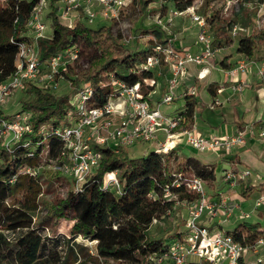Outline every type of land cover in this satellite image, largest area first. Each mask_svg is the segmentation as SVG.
<instances>
[{"label":"trees","instance_id":"obj_1","mask_svg":"<svg viewBox=\"0 0 264 264\" xmlns=\"http://www.w3.org/2000/svg\"><path fill=\"white\" fill-rule=\"evenodd\" d=\"M50 1L51 37L38 40L42 65L45 67L55 54L75 47L78 58L83 55L86 66H80L77 58L61 67L56 79L63 76L69 81L68 92L57 94L55 89L42 88L31 82L24 87L30 97L21 102L18 111L30 115L32 131L25 133L9 149L0 147V264L75 263L83 248L88 249L76 240L78 237L93 243L94 252L90 258L98 260V264H148L149 256L163 254L180 235L166 232L162 237H154L149 231L151 225L156 221L168 222L178 204L194 201L197 197L182 184L173 183L174 172L195 174L207 185H212L216 180L215 166L193 156L176 160L172 150L157 151L152 147L138 157H130L121 146L113 143L100 146L88 141V147L100 155L98 167L77 188L68 189L53 203L45 218L32 222L39 205L40 178L46 167L54 169V165L64 162V140L53 131L69 124L76 93L84 85L90 86L92 94L88 101L94 106H103L115 96L116 80L130 86L139 83L144 99L155 84L154 68L143 66L154 50V42L130 48L120 43L110 24L97 23L96 27H91L75 21L71 27L67 26L59 18L60 3ZM135 1L143 12L147 0ZM163 1L162 19L172 10L183 11L193 4V0ZM38 3L39 0L0 3V84L15 71L18 43L29 40L28 20ZM232 27L231 22L215 24L211 36L213 48L234 44ZM142 30L151 34L156 42L168 40L160 25ZM250 30V33L236 35V53L248 60L255 56L258 42L264 44V24L257 30V35L256 22ZM220 64L226 69L233 66L226 63V59ZM195 102L193 94L185 95L181 112L184 119L179 129L189 128ZM171 159L174 160L172 167ZM54 170L66 175L63 170ZM111 171L117 173L119 188L104 184L105 174ZM250 189L251 186H247L242 194H247ZM60 218L73 221L67 237L57 232ZM227 224L221 223L219 230L224 232ZM11 232L13 235L9 237ZM225 232L245 246L264 236V224L240 220L234 227H227ZM168 238L173 239L167 242Z\"/></svg>","mask_w":264,"mask_h":264},{"label":"built area","instance_id":"obj_2","mask_svg":"<svg viewBox=\"0 0 264 264\" xmlns=\"http://www.w3.org/2000/svg\"><path fill=\"white\" fill-rule=\"evenodd\" d=\"M60 5V15L69 20L72 13L83 10L87 21L90 23L96 17V13L90 8L92 3L100 5V15L106 19H118L125 5L124 0H57ZM50 0H39L33 8L28 25L30 38L18 43V52L15 57V71L0 84V106L16 91L25 87L27 83H34L42 88L57 89L56 75L67 64L78 58V50L75 47L67 49L52 56L45 67L39 57L38 40L45 38V22L43 10ZM193 4L183 11L172 10L165 18L171 22L174 17L188 15L192 21L199 24L196 37L200 49L196 52L176 51L171 40L165 43L154 42V50L143 63L145 68L160 66L162 61L170 63L171 78L169 80L170 91L162 97V102L169 104L173 100L172 88L183 72L185 63L203 64L215 56L212 47V37L206 28L204 18L194 10ZM99 23V22H98ZM71 27V22L68 23ZM243 31L240 27L233 26L231 35L234 37ZM44 67V68H43ZM206 70V69H205ZM247 70L245 59L239 60L236 65L227 72L230 75ZM201 70L199 77H204ZM207 71V70H206ZM260 83L264 86V64L257 70ZM154 82V80H151ZM116 94L103 106H94L88 101L92 94L90 86L80 89L72 100V116L69 124L63 128H56L53 132L64 140L62 165H54L53 168L63 170L74 181L75 188L85 181L97 167L100 158L99 153L88 147V141L100 146L113 143L115 146H131L138 142H151L158 131L165 133L163 142L156 146L157 151H167L168 143H171L176 133L174 129L180 124L181 115H166L158 108L150 106L142 97L140 84L132 86L119 81H114ZM238 89L243 88V83ZM123 102L122 107L117 108V103ZM117 119V120H116ZM92 129L91 133L90 130ZM189 128L184 130V143L198 152L227 151L234 146L244 145L247 137H254L256 128L254 124L244 125L232 134L222 136H205ZM32 131L30 115L24 111H16L10 115H4L0 108V147L9 149L25 133ZM258 133L264 140V120L259 122ZM90 134L93 137H90ZM250 170L242 171L225 170L223 177L230 187H235L239 181L250 176ZM173 183L182 184L194 192L197 197L194 201H182L186 207L187 218L184 226L179 231L180 235L170 243L168 249L161 255L148 257V264H264V236L258 237L249 245H241L233 240L230 234L219 230L218 226L209 227L201 217L208 214L207 221L214 217L220 223L230 220L231 216H237L241 220L249 219L251 214L264 206V187L260 195L254 198L250 210L244 209L239 203L229 202L227 197L221 196L218 201L212 199L205 186V182L195 174H184L182 171L174 172ZM105 186L119 188L116 171L107 172L104 176ZM264 185V179L262 181ZM248 255L254 259L249 261Z\"/></svg>","mask_w":264,"mask_h":264},{"label":"crops","instance_id":"obj_3","mask_svg":"<svg viewBox=\"0 0 264 264\" xmlns=\"http://www.w3.org/2000/svg\"><path fill=\"white\" fill-rule=\"evenodd\" d=\"M174 18V20L181 25H184L188 19L191 20L188 15L176 16ZM163 29L165 32L168 30L167 27L166 29ZM196 37L197 36L193 39L187 38L185 40L176 39L173 41V46L179 53L184 50L196 52L200 49V44L197 42ZM167 39L171 40V42L173 40V38ZM234 44H236V42ZM232 46L233 44L228 47L214 48L215 56L206 64L185 63L183 72L179 75L177 82L172 88L173 100L169 104L163 103L162 97L170 91V63L168 61H162L160 66L153 69L155 84L153 90L147 94L145 99L151 107L158 108L162 113L172 116L181 115V112L184 110L185 95L193 94L196 102L192 114V122H190L189 128H194L193 130L195 132L205 136L232 135L238 130V128L244 125H255L257 134H255L254 137L248 136L244 145L234 146L227 151H207L206 156L204 155L205 158H200L198 157L199 152L188 147L184 143L182 132L186 129H179V126L184 119L183 115H181L182 120L178 127L174 129L176 135L174 136L173 141L168 143L167 147V151L172 150L173 152L186 147L190 150V154L196 156L202 162L213 164L215 169L220 165L221 176L220 179H218L216 174V180L214 183L219 182V187L224 186V189L219 191V195L216 197L209 194V190H207L208 195L212 199L218 201L220 195L223 194V196L227 197L229 202L239 203L244 209L250 210L254 198L262 193L264 187V185H262L264 179V166L261 163L262 158H264V140L258 133L259 122L264 120V86L260 83L257 74L258 68L264 64V51L260 56H258V52H256L255 56L249 60L237 53L234 56L235 59H233V57L227 58V54L221 57L219 56V53H217L220 50ZM223 59H226V63H232V67H234L239 60L245 59L247 62V70L230 75L227 71L232 67L228 69L224 68L220 64ZM201 70H203L202 74L205 73L204 77L198 76V73ZM241 83H243V88L238 89L237 86ZM162 105L163 108H161ZM164 139L165 133L158 131L151 142L141 145V154L151 147L156 148L158 143L163 142ZM250 167H253V170L257 175H262V179L259 182L250 171V176L243 181H239L235 187H230L226 183L223 177V172L225 170L242 171L244 169L250 170ZM205 186L207 189L206 183ZM247 186H251V189L244 195L242 192L247 190ZM178 205L182 207L186 219V207L182 204ZM263 213L264 206L255 210L248 220L261 222L260 217H262ZM253 216H256V219H252ZM170 217L171 215L169 218ZM207 217L208 214L205 213L201 217V220L205 224H208L209 227L217 225L219 228L221 223L218 218L214 217L212 220L207 221ZM240 220L241 219L237 216H231L230 220L227 221V223L231 222V224L224 225V232L227 227H234ZM183 226L184 223L182 227ZM182 227L177 231L175 230V232L179 233ZM176 238H178V236L174 239ZM262 254L264 256V252ZM247 259L252 261L254 257L248 255ZM223 264H226V261H224Z\"/></svg>","mask_w":264,"mask_h":264},{"label":"rangeland","instance_id":"obj_4","mask_svg":"<svg viewBox=\"0 0 264 264\" xmlns=\"http://www.w3.org/2000/svg\"><path fill=\"white\" fill-rule=\"evenodd\" d=\"M5 1L6 0H0V3L4 4ZM124 2L125 5L122 9V15L118 19L102 18L100 15V5H98L96 2L92 3L90 8L96 13L97 17L90 23L87 21L83 10L72 13L69 20L62 17L61 15H59V18L60 21L65 23L67 26H69V22H71V25H73L75 21L84 22L86 25L91 27H96L98 22L101 24H110L113 27V32L118 37L120 43H123L125 46H128L130 48H140L142 45L144 46L145 44H147V42H155V40H153V36L149 33L146 34L142 29L150 30L152 27H156V25H160L165 29L167 27L168 30H166V38H173L172 44L176 39H193L198 34L199 24L197 22L189 20L188 18L184 25H181L176 20H174L175 18H173L171 22L165 21V18L162 19L161 14L162 4L164 3L163 0H147V5L145 6L143 12L140 11L139 6L137 5L135 0H124ZM56 4L58 3L56 2ZM193 7V10L204 18L206 28L208 29L210 36H212V31L215 28V24H218L219 21H222L223 23L231 22V26L240 27L241 29H243V31H239L240 35L244 33H250V28L254 22H256L255 34L257 35V30H259V28L264 24V0H193ZM237 9H240V11H238ZM51 10L52 5L50 1L47 7H45L43 10V21L46 25L44 32L46 34L45 38L51 37ZM26 33H28V31ZM29 34L30 33H28V35ZM228 34L230 35V31H228ZM237 39V36L233 37L234 43L237 41ZM263 51L264 44L258 42V56H260ZM217 53H219V56L221 57L227 54V58L233 57V59H235L234 56L236 55V44H233V46L230 48L220 50ZM77 63L80 66H86L83 55L79 56ZM70 88L71 87L69 81L63 76H59L58 87L54 92H56L57 94L68 92ZM29 97L30 94L27 93L25 88L14 92L7 99V101L0 106L3 114L10 115L18 111L19 109H21V102L28 99ZM117 104V108L123 106L122 101H119ZM161 108H163V105ZM91 131L92 129L90 130V133ZM90 137H93V135L90 134ZM148 143L149 142H138L131 146L121 147L126 148L130 157H138L141 155V145ZM172 155L176 158V160H180L182 157L186 156H193L197 158L196 156L190 154V150H188L186 147L182 149L180 148L176 152L174 151ZM204 155L206 156V152L198 153V157L200 158H203ZM170 163L172 167L174 160L171 159ZM261 163L264 166V158H262ZM249 169L253 176L259 182L262 179V175H257V173L253 170V167H250ZM215 171L217 174V178L220 179V165L216 167ZM56 176L59 177L55 179ZM40 182L41 193L38 195L39 205L32 218V222L34 223H37L41 219L45 218L46 215H48L50 206L59 198H62L68 189L75 187V184L72 181L70 175L64 176L59 172H55V170L50 167H46L44 174L40 178ZM219 186V182L213 183L212 185H207L209 194H211L213 197L218 196V192L224 189V186ZM221 196H223V194H221L220 197ZM252 219H256V216H253ZM260 219L261 223L264 224V213L262 214V217H260ZM184 220L185 216L182 211V207L178 205L175 208V214H171L168 222L156 221L151 225L149 229L150 234L154 237H162L164 233L167 232L168 235H170L174 233L175 230L177 231L182 227ZM72 222L73 221L71 219L60 218L56 227L57 232L65 234L67 237ZM229 223L231 224V222ZM4 233H6L5 230ZM12 235L13 234L11 232V235L9 237H12ZM172 239L173 238H168L167 242H170ZM76 240L81 241L82 245L87 246L88 249H86V247L83 248L82 254H79L76 258L77 261L71 264H78L80 261L86 262V264H98L96 262L98 260L90 258V255L94 252L93 248L91 247L93 243L89 242L86 239H82L81 237L76 238Z\"/></svg>","mask_w":264,"mask_h":264}]
</instances>
